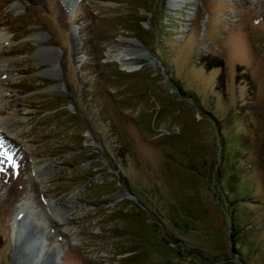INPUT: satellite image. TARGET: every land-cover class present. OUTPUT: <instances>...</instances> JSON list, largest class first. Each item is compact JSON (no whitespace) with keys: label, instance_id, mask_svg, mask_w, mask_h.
Returning a JSON list of instances; mask_svg holds the SVG:
<instances>
[{"label":"rangeland","instance_id":"rangeland-1","mask_svg":"<svg viewBox=\"0 0 264 264\" xmlns=\"http://www.w3.org/2000/svg\"><path fill=\"white\" fill-rule=\"evenodd\" d=\"M0 33V264H264V0H0Z\"/></svg>","mask_w":264,"mask_h":264},{"label":"trees","instance_id":"trees-1","mask_svg":"<svg viewBox=\"0 0 264 264\" xmlns=\"http://www.w3.org/2000/svg\"><path fill=\"white\" fill-rule=\"evenodd\" d=\"M227 156H230V155L228 154ZM224 157L225 156H220L219 161L224 162V160H225ZM217 172L218 173L221 172V169L219 167H217ZM237 179L238 178H235L234 175H231V177L220 178L218 180L219 182H222V181L225 182V184L228 188V193L231 195V199L229 201L230 203L227 205V207H230V208H228V215H229V217H231L230 218V225H231L232 233L230 236L232 237L231 239L233 241H235L237 239L238 240L242 239L241 237H238L239 232H241L239 230H241V228L243 229V227L246 226L245 222L242 225H240L241 224L240 216L242 215L243 212L240 211V208H239V197L240 198H246L247 192L244 190H238L236 188L235 182L237 181ZM237 244L238 243H236V245ZM236 245H235V247H236ZM239 245H241V244L239 243L238 246ZM235 247L233 249H235ZM239 248H240V246H239ZM235 250H237V249H235ZM239 252H241L240 249H239Z\"/></svg>","mask_w":264,"mask_h":264},{"label":"bare ground","instance_id":"bare-ground-1","mask_svg":"<svg viewBox=\"0 0 264 264\" xmlns=\"http://www.w3.org/2000/svg\"><path fill=\"white\" fill-rule=\"evenodd\" d=\"M0 39H2V35L0 33ZM7 50V48H3L0 46V56L3 55L5 53V51ZM111 59L117 61L121 67L126 70V71H134L136 70V65L134 64V62H132L131 59H135L137 57V53L135 52H115L113 53L111 56H109ZM8 63V62H7ZM4 67L7 68V65H3ZM2 66V67H3ZM1 68V67H0ZM5 68V70H6ZM3 72L4 70H0V72ZM7 71V70H6ZM33 166H35L36 170L39 169V163L37 161V159L35 161H33ZM55 204V203H54ZM48 209H50L49 211H51V213H53V215L55 214V212H57L58 208L57 206L55 205H51L48 204L46 205ZM64 215V212L62 213V216ZM61 216V215H60ZM32 217L34 219H32V222H33V225H34V228H36V230H40V224L39 222L43 219V218H47L48 217V214L46 212H35V213H32ZM63 220V218L61 219ZM52 255H53V250H52ZM46 255V254H45ZM51 254H49V256L51 257L52 256ZM51 264V260H50V263ZM53 264V263H52Z\"/></svg>","mask_w":264,"mask_h":264},{"label":"snow or ice","instance_id":"snow-or-ice-1","mask_svg":"<svg viewBox=\"0 0 264 264\" xmlns=\"http://www.w3.org/2000/svg\"><path fill=\"white\" fill-rule=\"evenodd\" d=\"M5 155H7V153H5Z\"/></svg>","mask_w":264,"mask_h":264}]
</instances>
